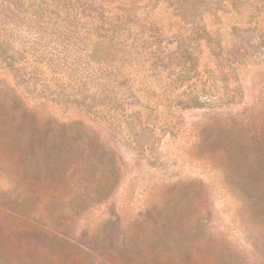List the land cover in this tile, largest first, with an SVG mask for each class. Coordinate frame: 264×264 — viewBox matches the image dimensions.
Instances as JSON below:
<instances>
[{"label": "rangeland", "instance_id": "1", "mask_svg": "<svg viewBox=\"0 0 264 264\" xmlns=\"http://www.w3.org/2000/svg\"><path fill=\"white\" fill-rule=\"evenodd\" d=\"M0 264H264V0H0Z\"/></svg>", "mask_w": 264, "mask_h": 264}]
</instances>
